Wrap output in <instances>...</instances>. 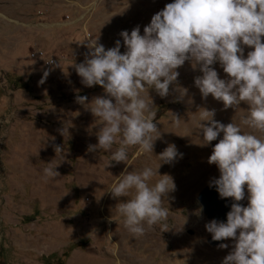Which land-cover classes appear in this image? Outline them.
Instances as JSON below:
<instances>
[{
	"label": "rangeland",
	"instance_id": "1",
	"mask_svg": "<svg viewBox=\"0 0 264 264\" xmlns=\"http://www.w3.org/2000/svg\"><path fill=\"white\" fill-rule=\"evenodd\" d=\"M171 2L0 0V264H222L232 251L231 238L225 249L208 243L205 225L211 219L203 211L197 215L198 193L219 177L208 158L222 134L203 145L202 130L191 116L201 107L214 109V119L227 125L239 122L248 104L225 109L211 94L203 99L194 83L202 75L199 66L193 69L186 61L177 69L176 84L188 89L180 102L175 85L165 98L154 89L144 93L152 99L160 132L153 154L130 146L126 162L111 163L119 138L108 151H88L98 144L100 125L76 98L86 96L91 103L104 92L99 85H83L73 65L84 62L92 39L106 50L120 40L123 53L119 34L137 26L143 34L153 15ZM244 47L245 56L253 50ZM37 48L55 64L32 58ZM213 67L219 78L228 79L219 63ZM45 70L49 75L40 84ZM171 112L184 120L179 126L172 123ZM67 122L69 134L63 136ZM170 144L183 158L161 162L158 170L176 185L163 202L170 210L167 227L145 226L144 235L134 237L115 210L128 197L113 198L109 190L126 168L157 167L156 156ZM56 146L62 148L58 154ZM52 161L60 175L45 179Z\"/></svg>",
	"mask_w": 264,
	"mask_h": 264
},
{
	"label": "clouds",
	"instance_id": "2",
	"mask_svg": "<svg viewBox=\"0 0 264 264\" xmlns=\"http://www.w3.org/2000/svg\"><path fill=\"white\" fill-rule=\"evenodd\" d=\"M119 35L123 53L120 40L106 50L92 39L84 62L73 65L83 85H99L104 92L91 103L86 96L76 98L100 125L98 144L89 145L88 151H108L119 138L111 163L126 162L130 146L153 154L160 132L152 99L144 93L154 89L165 98L170 85H175L173 90L179 93L176 102H180L188 89L176 84L177 69L186 61L192 62L193 69L199 66L202 75L194 83L203 99L211 94L225 109L237 108L241 102L248 104L239 122L233 120L227 125L214 119V109L201 107L191 116L195 127L202 130L203 145L222 134L208 158L219 171L209 187H215L221 199L232 198L226 222L213 219L205 228L213 241H234L222 264H264V0H172L153 15L143 34L137 26ZM244 46L253 49L246 56ZM217 63L228 79L219 78L213 67ZM48 75L45 70L39 83L43 84ZM182 120L172 113L175 126ZM69 127L67 122L61 135L69 134ZM54 151L58 154L62 148L56 146ZM156 158L159 164L155 168H126L109 190L113 198L128 197L115 210L134 237L143 236L145 226L167 227L170 210L163 202L176 185L173 177L158 170L161 162L171 164L183 154L170 144ZM47 164L45 179L57 178V166L53 161ZM245 199L246 206L239 203ZM202 211L201 205L197 215ZM228 247L219 244L221 249Z\"/></svg>",
	"mask_w": 264,
	"mask_h": 264
},
{
	"label": "water",
	"instance_id": "3",
	"mask_svg": "<svg viewBox=\"0 0 264 264\" xmlns=\"http://www.w3.org/2000/svg\"><path fill=\"white\" fill-rule=\"evenodd\" d=\"M197 200L199 204L203 206V213L208 219H216L218 221L226 222L227 213L230 211V206L232 203V198L221 199L218 192L215 190V187H209V185H207L198 193ZM239 203L245 206L247 205L248 201L245 199ZM207 241L213 246H217L225 242V240L213 241L211 236L207 238Z\"/></svg>",
	"mask_w": 264,
	"mask_h": 264
},
{
	"label": "built area",
	"instance_id": "4",
	"mask_svg": "<svg viewBox=\"0 0 264 264\" xmlns=\"http://www.w3.org/2000/svg\"><path fill=\"white\" fill-rule=\"evenodd\" d=\"M90 33V32H87ZM31 57L43 61L46 65H53L56 62V59L50 57L47 52L42 48H37L31 52Z\"/></svg>",
	"mask_w": 264,
	"mask_h": 264
},
{
	"label": "bare ground",
	"instance_id": "5",
	"mask_svg": "<svg viewBox=\"0 0 264 264\" xmlns=\"http://www.w3.org/2000/svg\"><path fill=\"white\" fill-rule=\"evenodd\" d=\"M162 247V249H163V246H161ZM162 252H163V250H162ZM166 253V252H165ZM168 253V252H167ZM168 257V256H167Z\"/></svg>",
	"mask_w": 264,
	"mask_h": 264
}]
</instances>
